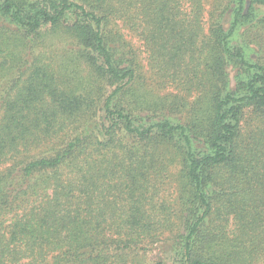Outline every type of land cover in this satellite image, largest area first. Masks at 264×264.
<instances>
[{"label":"trees","instance_id":"trees-1","mask_svg":"<svg viewBox=\"0 0 264 264\" xmlns=\"http://www.w3.org/2000/svg\"><path fill=\"white\" fill-rule=\"evenodd\" d=\"M207 4L0 0V264H264V0Z\"/></svg>","mask_w":264,"mask_h":264},{"label":"rangeland","instance_id":"rangeland-1","mask_svg":"<svg viewBox=\"0 0 264 264\" xmlns=\"http://www.w3.org/2000/svg\"><path fill=\"white\" fill-rule=\"evenodd\" d=\"M209 4L208 5H212L214 0H208ZM123 33L125 34V37L127 40L130 41V44L132 46V48L136 51V50H139L140 52V55L138 56L139 60H140V63L146 68V63H147V55H146V52H145V48H144V45L143 43L137 38L136 34L134 32H129L127 31L126 29H123ZM264 41L261 40L260 42ZM56 44V43H55ZM61 47H57V44L56 46L54 45V43H52V41L50 39L47 40L46 43H44L43 45H40L39 47H36L34 48L33 50V53L32 55L33 56H44V57H49V58H52L53 55H59V54H62L63 51L60 50ZM59 59V58H57ZM148 76V73L144 76V78H141L139 80V83L142 85V90L143 91H150L152 94L155 93V94H158V95H162V94H165L167 92H171L173 91L170 87H167V85H162L160 87H154L153 84L150 83V81H146L147 77ZM172 186L169 187L167 189V191L165 192V196H167L168 198H173L174 197V190H173V187H174V181H172Z\"/></svg>","mask_w":264,"mask_h":264}]
</instances>
